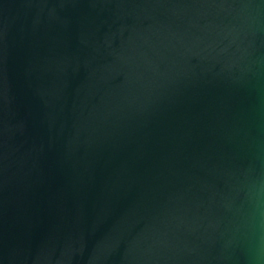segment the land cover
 Wrapping results in <instances>:
<instances>
[{"label": "water", "instance_id": "obj_1", "mask_svg": "<svg viewBox=\"0 0 264 264\" xmlns=\"http://www.w3.org/2000/svg\"><path fill=\"white\" fill-rule=\"evenodd\" d=\"M0 264H264V0H0Z\"/></svg>", "mask_w": 264, "mask_h": 264}]
</instances>
